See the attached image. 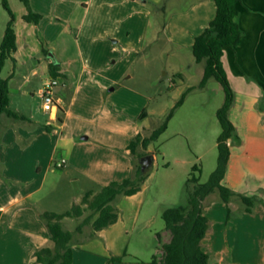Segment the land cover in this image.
Returning a JSON list of instances; mask_svg holds the SVG:
<instances>
[{
	"label": "crops",
	"instance_id": "0c3cea01",
	"mask_svg": "<svg viewBox=\"0 0 264 264\" xmlns=\"http://www.w3.org/2000/svg\"><path fill=\"white\" fill-rule=\"evenodd\" d=\"M91 1L100 10L113 0H30L31 10L42 17L38 23L28 22L24 19L28 11L25 10L24 27L28 33L39 28L49 12L60 13L79 6L91 11ZM142 1L159 18L168 17L164 28L169 43L178 50L179 59L183 51H192L195 37L216 15L215 0ZM171 1L173 12L167 16ZM111 13L119 18L122 15L117 5ZM236 20L242 35L223 55L235 93L229 117L236 127V136L230 139L231 155L223 183L238 194L255 197L256 203L248 211L239 196L227 203L221 200L218 192L209 194L203 201L204 212L209 218L203 248L210 254V264H264V0H240ZM15 26L16 60H8L13 64L7 76L11 77L10 105L27 118L3 113L0 123V264H36V250L54 246L39 214L65 212L85 194L95 193L112 181L134 177L141 158L131 152L129 145L138 134L148 136L158 126L147 125L156 111L155 106L151 109V102L146 112L133 107L128 110L123 101L113 99L112 95L117 92L121 98L130 88L122 85L119 77H111L107 80L115 85L107 89L104 81L88 75L92 69L87 63L78 76L79 88L88 75L91 86H88L87 96L92 101L89 99L84 114L73 120V124H69L72 112L62 104L55 119L44 110L40 115L12 107L13 80L23 55V38L19 24ZM25 41L30 44L31 38L26 36ZM34 59L41 65L40 58ZM52 61L50 55L44 61L48 71ZM23 62L28 61L25 58ZM195 62L204 61L195 59ZM193 64L187 63L188 71L177 70L175 74L181 79L193 75ZM204 69H197L198 84ZM61 72L67 77L62 68ZM65 85L58 86L59 92ZM196 90L203 92L198 94ZM224 99V88L213 83L211 78L206 87L188 93L156 141L147 148L141 144L137 147L139 153L146 149L153 155L141 189L115 199L114 205L119 211L117 222L82 242H74L71 264H155V256L162 257L163 244L172 236L163 219L164 210L186 202L185 185L195 165L200 167V182L207 181L217 166L218 136L222 131L217 110ZM61 111L64 118H61ZM37 122L45 123L50 132H61L56 147L49 150L44 144H37L35 130L32 132ZM68 126L81 133L79 155L68 150L67 146L72 143ZM61 144L65 147L57 159L55 150ZM62 158H66L67 163L57 167L56 163ZM113 256H123V259L113 261Z\"/></svg>",
	"mask_w": 264,
	"mask_h": 264
},
{
	"label": "rangeland",
	"instance_id": "374dc122",
	"mask_svg": "<svg viewBox=\"0 0 264 264\" xmlns=\"http://www.w3.org/2000/svg\"><path fill=\"white\" fill-rule=\"evenodd\" d=\"M8 1L15 13V24H19V32L23 38L21 44L23 55L20 63L17 64L13 80L12 107L19 108L25 113H29V110L42 115L44 109L40 90L51 77L44 61L52 52L60 68L67 74V77L59 79L61 85H66L56 97L60 100V106L62 104L72 112L70 125L76 118H81V114H84L86 106L90 103V98L87 96L88 86H91L89 76L93 75L97 77L96 80L104 81L108 86L107 89L115 85L107 78L119 77V82L130 89H126L127 94L121 98H118L119 93H114L113 99L123 101L124 107L128 110L132 107V109L146 110L151 102V109L155 106L156 111L151 115L147 125L157 127L164 122L183 92L189 88L188 86L198 85L197 69L205 67V62L200 64L195 62V56L190 50L183 51L179 59L178 50L169 43V36L164 28V24L169 22L168 17L159 18L156 12L148 10L149 7L142 0H129L128 3L113 0L100 10L95 8L94 1H91V11L82 10L79 6L75 10L70 8L60 13L49 12L45 15L42 25L32 32L28 30L30 33L24 27L22 15L27 10L24 3L21 0ZM115 5L121 9L120 18L111 13ZM173 6L171 1L167 16L173 12ZM106 10L108 12L105 14ZM9 19L10 14L4 7L3 0H0V45ZM26 36L31 38L30 44L26 43ZM25 58L28 62L24 63ZM34 58H40L41 65L37 64ZM189 62H194L192 66L194 74L181 79L175 73L177 70L188 71L186 64ZM86 63L90 65L92 72L83 78L82 86L79 88L78 76ZM12 70L13 64L8 61L2 76L7 77ZM212 79L213 83L223 87L219 81ZM201 92L203 90H196L195 93ZM60 114L61 118H64L62 111ZM55 121L59 122L58 119ZM36 125L35 129L32 127V132L35 130L34 139H37L38 145L42 143L51 150L59 144L61 132L48 131L45 123L42 122H37ZM68 131L72 140L67 146L68 150L74 155H79L81 133L69 126ZM64 147L61 144L55 150L57 159L62 155ZM141 151L148 154L146 149ZM85 215L64 219L65 228L74 232L73 242H82L92 236L91 225L84 226L81 232L76 230Z\"/></svg>",
	"mask_w": 264,
	"mask_h": 264
},
{
	"label": "trees",
	"instance_id": "16d2710c",
	"mask_svg": "<svg viewBox=\"0 0 264 264\" xmlns=\"http://www.w3.org/2000/svg\"><path fill=\"white\" fill-rule=\"evenodd\" d=\"M27 7L24 19L38 23L41 14L34 13L30 8V0H21ZM240 0H215L216 15L209 25L195 37L192 51L196 61L205 62L204 75L200 83L189 87L175 103L164 122L155 128L150 135L138 134L129 145L131 152L138 158L145 153H139L137 147L141 144L145 148L167 129L168 122L176 109L183 104L186 96L195 88L206 87L211 78L221 83L225 91L223 104L217 110V118L222 131L218 136V159L215 170L205 182H200L199 165H195L186 181L185 203L168 207L163 212L166 228L171 232V240L163 244V254L160 259L155 256V264H210V254L203 248V239L209 229V218L204 212V199L213 192H218L221 200L230 202L233 197L239 196L250 211L256 203V198L238 194L223 183L231 155L230 139L236 136V127L229 117L235 93L228 78L223 62L225 49L236 45L242 35L240 25L236 20L237 3ZM4 7L10 14L3 41L0 45V123L3 113L14 118H27L11 108L10 79L3 77V69L9 59L16 60L17 51L16 17L8 0H3ZM51 77H65L58 63L49 65ZM143 112H146L145 110ZM147 171L142 164H137L134 177L123 181H112L104 185L99 191L89 192L75 201L65 212L44 211L39 217L46 223L53 247H43L34 253L36 264H71L73 260L74 232L64 226L65 218H78L86 214L77 225L76 230L81 232L86 225L92 226V235L114 224L119 218V211L114 205L119 195H131L141 189L142 182L147 177ZM123 256H113L111 260L120 261Z\"/></svg>",
	"mask_w": 264,
	"mask_h": 264
},
{
	"label": "built area",
	"instance_id": "2783aa9c",
	"mask_svg": "<svg viewBox=\"0 0 264 264\" xmlns=\"http://www.w3.org/2000/svg\"><path fill=\"white\" fill-rule=\"evenodd\" d=\"M60 85L58 78L50 77L44 83L43 87L40 90V97L43 102V108L45 111L49 112L52 119H55L56 112L60 108V100L57 98L58 91L57 87ZM67 163L66 158H62L56 163L57 167H62Z\"/></svg>",
	"mask_w": 264,
	"mask_h": 264
},
{
	"label": "water",
	"instance_id": "95a60500",
	"mask_svg": "<svg viewBox=\"0 0 264 264\" xmlns=\"http://www.w3.org/2000/svg\"><path fill=\"white\" fill-rule=\"evenodd\" d=\"M50 56L53 59V62L57 63V60L55 59L53 53H50ZM59 88L57 87V91L59 92ZM140 162L142 164V169L146 170L152 163H153V155L152 154H147L141 157Z\"/></svg>",
	"mask_w": 264,
	"mask_h": 264
}]
</instances>
